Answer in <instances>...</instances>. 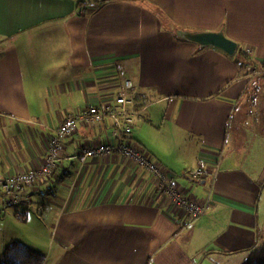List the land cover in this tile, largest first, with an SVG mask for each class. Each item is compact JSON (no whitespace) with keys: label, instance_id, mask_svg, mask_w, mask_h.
Returning a JSON list of instances; mask_svg holds the SVG:
<instances>
[{"label":"crops","instance_id":"0c3cea01","mask_svg":"<svg viewBox=\"0 0 264 264\" xmlns=\"http://www.w3.org/2000/svg\"><path fill=\"white\" fill-rule=\"evenodd\" d=\"M77 1L0 0V176L44 166L68 117L114 101L130 81L140 97L134 147L209 209L192 219L125 156L83 163L86 148L113 142L112 120L84 122L63 141L53 176L26 187L17 206L0 196V255L16 240L6 221L26 209L49 225L47 253L24 243L46 264H243L264 244V94L252 88L260 74L164 31L149 6L178 26L224 27L263 64L264 0H108L80 10Z\"/></svg>","mask_w":264,"mask_h":264},{"label":"built area","instance_id":"2783aa9c","mask_svg":"<svg viewBox=\"0 0 264 264\" xmlns=\"http://www.w3.org/2000/svg\"><path fill=\"white\" fill-rule=\"evenodd\" d=\"M247 53L252 54L251 49L245 48ZM258 74L261 71H257ZM139 93L134 89L133 84L127 81L124 93L116 97L114 101L102 106L85 108L70 117L59 126L53 133L48 144L46 163L39 169L24 172L23 174L12 175L11 177L0 176V196L8 198L9 204L17 206L22 203L21 194L25 188L36 184L50 176H53L61 163V150L63 141L76 133L80 124L84 122L101 124L105 120L113 121L112 137L113 142L108 145L97 146V148H86L78 157L84 163L89 158L106 157L111 153L125 156L134 164L144 167L158 180V190L165 193L170 202L177 206L182 212L197 220L206 215L209 205H202L185 198L175 186V182L168 173L142 151L134 147L133 135L137 116L140 114L137 109ZM204 173L202 167L190 170L187 174L193 181H199ZM212 195L213 189H210ZM1 215V210H0Z\"/></svg>","mask_w":264,"mask_h":264},{"label":"trees","instance_id":"16d2710c","mask_svg":"<svg viewBox=\"0 0 264 264\" xmlns=\"http://www.w3.org/2000/svg\"><path fill=\"white\" fill-rule=\"evenodd\" d=\"M108 0H91L86 2L85 0H78L76 7L80 9L85 8L89 4H94L99 8H103ZM149 10L157 16L161 22V28L164 31H170L175 35L177 30L189 29L182 26H178L169 15H166L164 10L157 6L150 4ZM193 29V28H192ZM189 29V30H192ZM195 30V29H193ZM176 37V36H175ZM177 38V37H176ZM177 40H179L177 38ZM203 50V49H199ZM239 51L232 57L233 62L239 68L240 74H248L251 70L252 74L256 73L260 69V66L253 61L252 55L247 53L246 49L239 47ZM255 75V74H254ZM256 76V75H255ZM253 96L256 98L258 95L264 94V75H258L256 81L253 82ZM15 216L21 221L26 222L28 217L27 210L17 211ZM46 255L40 250H36L21 241L14 240L3 247V251L0 255V264H46ZM244 264H264V244L260 247H254L249 256L245 259Z\"/></svg>","mask_w":264,"mask_h":264},{"label":"rangeland","instance_id":"374dc122","mask_svg":"<svg viewBox=\"0 0 264 264\" xmlns=\"http://www.w3.org/2000/svg\"><path fill=\"white\" fill-rule=\"evenodd\" d=\"M181 21L185 23L190 22V20H181ZM185 23H182V27L185 26ZM256 64L260 66L261 70H258L261 71L260 75H264V63L263 64L256 63ZM31 211L32 213L29 212L27 222L24 223L21 222L18 218H17L18 221L17 222L14 217L12 218L10 217V219L6 221L5 230H7V235L10 236L11 239L20 240L23 243L27 242L29 245L39 247L47 253V251L51 249L50 244L52 237V234H50L49 225H45L42 222H39L40 217L34 215L36 214L34 210ZM10 213L11 215L13 214L12 211ZM35 234L41 235L39 241L32 240V237L35 236ZM52 246H53V242H52Z\"/></svg>","mask_w":264,"mask_h":264},{"label":"water","instance_id":"95a60500","mask_svg":"<svg viewBox=\"0 0 264 264\" xmlns=\"http://www.w3.org/2000/svg\"><path fill=\"white\" fill-rule=\"evenodd\" d=\"M179 39L185 40L189 43H194L202 49L206 47H213L217 50H221L229 57H233L239 51V44L226 36L225 28H221L218 31H198L179 29L176 32Z\"/></svg>","mask_w":264,"mask_h":264}]
</instances>
